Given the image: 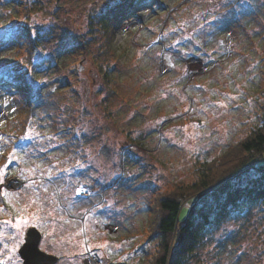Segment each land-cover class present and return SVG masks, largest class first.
I'll return each mask as SVG.
<instances>
[{"label": "rangeland", "instance_id": "rangeland-1", "mask_svg": "<svg viewBox=\"0 0 264 264\" xmlns=\"http://www.w3.org/2000/svg\"><path fill=\"white\" fill-rule=\"evenodd\" d=\"M114 1L27 2L24 21L39 37L28 74L32 87L26 94L14 84L0 86V167L8 164V177L22 180L0 186V264H22V244L11 251L17 230L3 222L30 200L36 206L23 214L44 209L40 231L59 256L55 264H88L87 252L74 255L87 248L101 264H147L157 251V240H145L154 194L195 181L200 162L261 122L264 0H145L112 21L108 43L98 21ZM20 9L14 1L0 3V30ZM21 55L15 40L0 38V72L18 66ZM194 56L207 62L208 72L185 68L183 60ZM27 109L31 121L22 124ZM70 126L74 135L64 131ZM16 128L28 138L23 132L17 139ZM14 148L22 159L9 164ZM59 164L71 178L56 174ZM254 175L248 171L237 182ZM194 200L185 202L182 217ZM100 220L117 228L105 232ZM183 264H264V201L244 202L208 227Z\"/></svg>", "mask_w": 264, "mask_h": 264}, {"label": "trees", "instance_id": "trees-1", "mask_svg": "<svg viewBox=\"0 0 264 264\" xmlns=\"http://www.w3.org/2000/svg\"><path fill=\"white\" fill-rule=\"evenodd\" d=\"M11 1L21 4L22 9H20V14L16 12L11 17L8 28L4 31L0 30V38L15 40L22 49V55L18 66L0 72V86L6 83L14 84L27 94L30 90H26L28 87H22L21 83L27 81L29 87L31 86L28 77L29 67L33 66L32 59L37 51L39 37L32 35L33 27L24 21L23 16L25 20H28L31 12V6L27 3L29 0H0V3L4 5ZM144 1L115 0L107 5L99 16L98 25L108 43H111L114 37L112 21L135 12L137 6ZM103 74L108 84V73L104 71ZM261 90L264 95V86ZM29 95L32 100H35L34 90ZM261 108L263 111L261 122L221 154L200 162L195 169L197 172L195 181L179 183L167 189L158 190L154 194L150 207L151 219L146 229L147 238L145 240H157V251L147 264H183L186 257L202 242L208 227L225 221L244 202L264 201V103ZM22 115V124H29L32 111L27 109ZM15 130L16 138H21L20 134L24 131L17 128ZM66 130L74 135L71 133V126L64 129ZM50 132L52 131H48ZM23 138H28L25 132ZM130 140L139 143L134 138ZM16 143L19 142L16 141ZM124 154L129 161L132 151L125 150ZM70 155L64 161L69 159ZM251 170H255L257 175L246 182H237L239 177ZM56 174L59 177L68 174L69 178L72 177L63 164H59ZM192 198L196 200L190 204L182 217L183 205ZM1 200L12 211V206L7 204L4 196ZM65 220L68 221V218ZM115 239L120 240V238ZM109 264L126 263L110 262Z\"/></svg>", "mask_w": 264, "mask_h": 264}, {"label": "snow or ice", "instance_id": "snow-or-ice-1", "mask_svg": "<svg viewBox=\"0 0 264 264\" xmlns=\"http://www.w3.org/2000/svg\"><path fill=\"white\" fill-rule=\"evenodd\" d=\"M32 35L35 36L36 32L33 30ZM66 46L71 45V41L68 40L65 42ZM43 83V81H41ZM22 87H29L27 81H24L21 83ZM232 99H235L233 97ZM226 106V105H224ZM185 111H188V109H185ZM0 140H3V137H0ZM16 159H22V157H19L16 153V149H13V152L9 154L8 161L9 164L13 160ZM8 164L4 165L3 167H0V186H3L5 188L10 187L12 184H19V181L12 180L7 175L8 170ZM7 181V183H6ZM45 191H47L45 189ZM5 196H8L9 193L7 191L4 192ZM36 206V201L30 200L28 203L25 204L24 208L17 209V216L14 219H9L4 221L3 223L11 225L14 229L17 230V234L15 237H11L13 244L11 251L15 252L17 247L21 244H27V239L22 238L24 234L25 227L29 224H32L35 222V226L39 229H44L47 221L44 219V216L41 215V213L44 211L43 208L36 207L35 212L28 213L27 215H24L23 213L26 212V210L29 207ZM46 215L51 216V212L46 213ZM61 220H64L65 218L63 216L60 217ZM45 236L52 235V233H45ZM5 249L8 248V245L5 244L3 246ZM99 247L103 248L106 247L105 245H99ZM88 253L89 255L86 257L89 260V264H97V260H94L93 257H95L96 254L91 252L90 248L85 249L84 252H76L74 255L77 257L85 256V253ZM30 254L32 256V264H47V256L51 255V249L47 243V241L44 239L41 235H36L34 238V243L32 245V248L30 250Z\"/></svg>", "mask_w": 264, "mask_h": 264}, {"label": "water", "instance_id": "water-1", "mask_svg": "<svg viewBox=\"0 0 264 264\" xmlns=\"http://www.w3.org/2000/svg\"><path fill=\"white\" fill-rule=\"evenodd\" d=\"M140 16L142 17V19L145 18L142 14H140ZM38 234L42 236V232L35 225L26 228L24 239H27L28 242L27 244H22L18 249V253L22 259V264H32V256L30 254V250L34 243V238ZM58 259L59 256L52 253L51 255L47 256V264H55Z\"/></svg>", "mask_w": 264, "mask_h": 264}, {"label": "built area", "instance_id": "built-area-1", "mask_svg": "<svg viewBox=\"0 0 264 264\" xmlns=\"http://www.w3.org/2000/svg\"><path fill=\"white\" fill-rule=\"evenodd\" d=\"M185 63L187 65V68H188V65L190 67L191 70L197 72L198 74L200 73H206L209 71V66H207L203 60L201 58H197V57H190V58H187L185 59ZM189 69V68H188ZM81 194H83V191H81ZM110 226H114L112 224H108L106 223L105 224V228H109ZM94 260H97V264H100L99 263V259H98V256L95 255V257H93Z\"/></svg>", "mask_w": 264, "mask_h": 264}, {"label": "bare ground", "instance_id": "bare-ground-1", "mask_svg": "<svg viewBox=\"0 0 264 264\" xmlns=\"http://www.w3.org/2000/svg\"><path fill=\"white\" fill-rule=\"evenodd\" d=\"M166 52V51H165ZM10 179H12V180H17V181H19V183L22 181V180H20L19 178H17V177H14V176H11V177H9ZM6 183H7V181H6ZM17 184H12L10 187H14V186H16Z\"/></svg>", "mask_w": 264, "mask_h": 264}]
</instances>
